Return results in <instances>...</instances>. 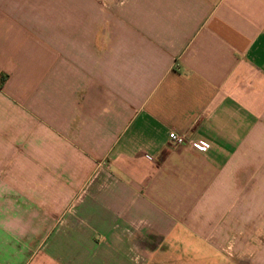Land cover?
<instances>
[{
  "label": "crops",
  "instance_id": "crops-1",
  "mask_svg": "<svg viewBox=\"0 0 264 264\" xmlns=\"http://www.w3.org/2000/svg\"><path fill=\"white\" fill-rule=\"evenodd\" d=\"M210 254L264 264V0H0V264Z\"/></svg>",
  "mask_w": 264,
  "mask_h": 264
},
{
  "label": "built area",
  "instance_id": "built-area-1",
  "mask_svg": "<svg viewBox=\"0 0 264 264\" xmlns=\"http://www.w3.org/2000/svg\"><path fill=\"white\" fill-rule=\"evenodd\" d=\"M168 138L170 140L171 145L175 147L186 145L196 152H204L207 148L206 145H203L200 142L189 139L185 134H177L171 132L168 134Z\"/></svg>",
  "mask_w": 264,
  "mask_h": 264
},
{
  "label": "rangeland",
  "instance_id": "rangeland-1",
  "mask_svg": "<svg viewBox=\"0 0 264 264\" xmlns=\"http://www.w3.org/2000/svg\"><path fill=\"white\" fill-rule=\"evenodd\" d=\"M210 256H212V255L210 254ZM212 258H213V260L208 261V259H205V261H202L201 257L199 256L198 264H222V258L221 257H219L217 255H213Z\"/></svg>",
  "mask_w": 264,
  "mask_h": 264
}]
</instances>
